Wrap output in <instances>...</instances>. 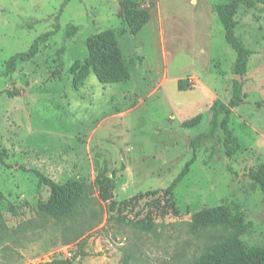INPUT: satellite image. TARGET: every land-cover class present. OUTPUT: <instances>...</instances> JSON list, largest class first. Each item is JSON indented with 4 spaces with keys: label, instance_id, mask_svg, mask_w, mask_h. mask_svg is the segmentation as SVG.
<instances>
[{
    "label": "rangeland",
    "instance_id": "obj_1",
    "mask_svg": "<svg viewBox=\"0 0 264 264\" xmlns=\"http://www.w3.org/2000/svg\"><path fill=\"white\" fill-rule=\"evenodd\" d=\"M65 1L0 0V264H122L127 255L129 264H207L210 246L264 248V194L249 176L264 165V0H245L255 7L243 3L235 18L251 53L244 76L216 12L233 0H137L149 20L135 34L124 0H71L62 10ZM58 16L60 31L9 73L7 62ZM105 31L127 81L104 84L90 65L88 41ZM183 79L193 89L180 91ZM236 81L244 101L232 110L229 156L221 126L196 138ZM193 159L173 209L162 191ZM50 182L69 191L55 194ZM222 205L233 217L194 235V218ZM116 214H150L157 234Z\"/></svg>",
    "mask_w": 264,
    "mask_h": 264
},
{
    "label": "trees",
    "instance_id": "obj_2",
    "mask_svg": "<svg viewBox=\"0 0 264 264\" xmlns=\"http://www.w3.org/2000/svg\"><path fill=\"white\" fill-rule=\"evenodd\" d=\"M71 0H66L63 4L62 10L68 5ZM245 4L248 8H254L255 4L251 1L245 0H233L231 3L221 4L216 7V12L222 22L227 42L233 47L237 53V60L234 66V74L238 76H244L247 72L248 63L250 60V51L245 47L244 43L236 34V15L242 4ZM124 19L126 24L130 27L132 33H138L142 27L147 24L149 20L148 11L139 9L137 7V0H124ZM59 16L54 24V30L41 35L26 52H21L13 56L6 64V69L9 73L17 70L18 64L21 62L32 61L40 52L42 45L47 43L53 36L60 31ZM88 47L90 52V65L94 67L95 74L99 80L104 84L118 83L127 81L131 78V74L125 64L122 61L118 42L112 31H105L99 35L93 36L88 41ZM80 67V65H77ZM82 69V70H81ZM81 73H86L83 69H87V64L82 66ZM88 74L79 79L75 78V84L82 86L84 79ZM178 89L180 91H186L193 89V84L189 79H183L178 82ZM14 96L21 95V91H17ZM243 87L239 82H235L234 93L229 104H218L214 108V117L211 123V127L207 133L199 135L196 140L201 141L205 137L215 136L218 127L221 126L226 135L225 147L228 151V155H232L231 145L234 141L233 132L230 129V119L232 110L239 107L243 103ZM224 115L221 123L219 124V117ZM195 144V143H194ZM190 161L179 177L173 182V184L166 190L162 191L164 198L171 203L172 208L176 209L174 202V191L176 186L183 180L190 172V167L193 164ZM250 178L257 183L264 194V165L258 168H252L249 172ZM55 194L66 193L69 191V184L66 186H59L54 182H50ZM159 193V192H157ZM161 193V192H160ZM138 197L133 198L123 205L132 203L137 200ZM161 202L159 201L158 204ZM233 217V213L230 207L222 205L216 208L205 209L198 214L190 224L192 227V233L198 235L199 229L205 226L207 223L217 224L219 222H225ZM114 219L127 226H131L135 230L141 233L157 234L156 220L148 214L145 217L137 220H127L116 214ZM209 252L210 259L207 264H264V248H254L252 250H246L240 244H219L210 246L206 250ZM130 256L127 255L123 258L122 264H129ZM56 264H70L69 261H58Z\"/></svg>",
    "mask_w": 264,
    "mask_h": 264
},
{
    "label": "water",
    "instance_id": "obj_3",
    "mask_svg": "<svg viewBox=\"0 0 264 264\" xmlns=\"http://www.w3.org/2000/svg\"><path fill=\"white\" fill-rule=\"evenodd\" d=\"M238 79H239V81H241L242 80V78L241 77H237Z\"/></svg>",
    "mask_w": 264,
    "mask_h": 264
}]
</instances>
